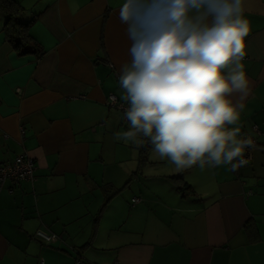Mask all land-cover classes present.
Segmentation results:
<instances>
[{
    "label": "crops",
    "instance_id": "obj_1",
    "mask_svg": "<svg viewBox=\"0 0 264 264\" xmlns=\"http://www.w3.org/2000/svg\"><path fill=\"white\" fill-rule=\"evenodd\" d=\"M16 1L42 54H18L0 13V163L26 153L35 172L0 191V264H264V0H245L240 134L255 145L235 172L177 171L148 138L115 139L129 126L107 104L109 94L126 102L123 0ZM38 228L58 238L45 244Z\"/></svg>",
    "mask_w": 264,
    "mask_h": 264
},
{
    "label": "clouds",
    "instance_id": "obj_2",
    "mask_svg": "<svg viewBox=\"0 0 264 264\" xmlns=\"http://www.w3.org/2000/svg\"><path fill=\"white\" fill-rule=\"evenodd\" d=\"M245 12V0H123L118 19L130 59L117 78L129 126L115 139L148 138L177 171L247 165L254 144L240 134L250 93Z\"/></svg>",
    "mask_w": 264,
    "mask_h": 264
},
{
    "label": "built area",
    "instance_id": "obj_3",
    "mask_svg": "<svg viewBox=\"0 0 264 264\" xmlns=\"http://www.w3.org/2000/svg\"><path fill=\"white\" fill-rule=\"evenodd\" d=\"M107 104L109 106H115L119 108L124 117V111L128 107L127 102H121L114 94H109L107 97ZM124 120L127 121L125 118ZM20 131L23 134L24 128L21 127ZM251 139L253 140V144L255 145V140L252 137ZM251 149L252 148L245 150L244 156L247 160L251 156ZM34 172V160L26 153H20L11 161L0 163V191L6 188L9 193H12L14 187L20 182L24 180L32 181L34 179ZM139 200L140 199L138 197L132 198V202L134 203L139 202ZM34 236L45 244H50L54 239L58 238V236H56L54 233L43 230L41 228H38L35 231ZM40 264H42V261L40 262ZM76 264H83V261L77 258Z\"/></svg>",
    "mask_w": 264,
    "mask_h": 264
},
{
    "label": "trees",
    "instance_id": "obj_4",
    "mask_svg": "<svg viewBox=\"0 0 264 264\" xmlns=\"http://www.w3.org/2000/svg\"><path fill=\"white\" fill-rule=\"evenodd\" d=\"M24 12V8L16 0H0V13L4 15L5 19L3 30L6 41L20 55L33 53L40 56L42 50L28 32L30 22L22 20ZM172 178L181 179L179 175ZM178 189L184 192L189 190L190 186L186 182H182L179 184Z\"/></svg>",
    "mask_w": 264,
    "mask_h": 264
}]
</instances>
